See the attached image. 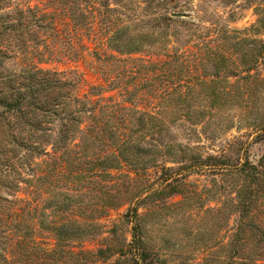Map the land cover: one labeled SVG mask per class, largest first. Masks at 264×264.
Returning <instances> with one entry per match:
<instances>
[{
  "label": "rangeland",
  "instance_id": "obj_1",
  "mask_svg": "<svg viewBox=\"0 0 264 264\" xmlns=\"http://www.w3.org/2000/svg\"><path fill=\"white\" fill-rule=\"evenodd\" d=\"M6 16L27 26L0 29V50L8 53L0 72L19 75L36 64L67 73L64 91L131 108L116 113V121L127 124L120 134L131 132L147 160L144 169L109 170L133 179L121 177L120 186L90 191L77 172L62 174L53 186L44 157L31 163L12 139L27 132L3 125L0 228H13V240L26 236L34 215L26 202L31 169L46 171L37 211L45 227L34 240L47 254L29 264H242L255 230L238 240L239 181L218 161L257 162L264 152V0H6L0 19ZM33 44L51 59L39 60L31 46L22 51ZM57 94L62 90L49 92L48 100ZM68 182L76 186L68 190ZM110 189L120 196L113 199ZM54 193L64 203L52 205ZM64 219L87 223L80 230L93 234L61 239L64 231L56 234L47 224Z\"/></svg>",
  "mask_w": 264,
  "mask_h": 264
},
{
  "label": "trees",
  "instance_id": "obj_2",
  "mask_svg": "<svg viewBox=\"0 0 264 264\" xmlns=\"http://www.w3.org/2000/svg\"><path fill=\"white\" fill-rule=\"evenodd\" d=\"M5 1L0 0V6ZM44 15L36 18L37 21L43 23L46 18ZM25 21L23 18L10 21L6 16L3 20L0 19V29L2 28L1 30L4 31L10 26L24 28L27 26ZM39 25L44 28L48 26L47 24ZM30 46L33 49L31 53L36 52L35 55L39 60L51 59L46 57V52L40 51L36 44L24 45L22 51L28 53ZM44 46L49 48L52 43ZM7 55V52L0 50V66ZM64 75L67 73L43 70L36 64L27 67L19 75L0 72V128L5 124L11 126L10 122H13L14 125L21 128V132H27L22 138L17 136L12 138L16 142L15 145L26 148L27 154L32 159L31 163L37 158L44 157L41 163L43 165L46 163L44 167L46 171L48 170L46 172L43 168L42 170L31 169L33 171L32 185L28 193L30 199L26 202L29 213L32 212L34 215L27 224L26 236L19 235L17 239L13 240V228H0V264H29V260L32 258L38 260L39 257L47 254V249L41 242L34 240L35 233L45 227L43 226L45 220L37 219V211L43 200L42 192L44 191L40 183L44 176L41 174L42 171L46 174L52 173L50 185L53 184V186H57L58 178L62 174L74 177V173L77 172L79 182L85 180L87 186L91 185L90 191H92L96 187L120 186V183L123 182L119 181L121 177L128 181L133 180L128 174L112 175L109 170L118 169L124 165L134 167L136 170L146 168L147 160H145L146 158L141 159L139 156L140 152L137 149L139 146L131 132L125 136L120 134L127 124L116 121V113L126 115L131 112V108L118 106L116 103L104 100L103 97L93 101L91 98H85L86 96L79 97L77 94L64 91L67 83L62 79ZM57 90H62V94H57L48 100L49 92ZM108 113L113 116L108 115L109 118L106 119L104 115ZM13 118L14 121H12ZM5 119H9V121L6 122ZM135 131L134 129L133 132L135 133ZM259 136L264 138V128L259 132ZM35 163L38 165L40 162ZM218 164L222 170L232 173L239 181L236 188L238 197L236 205L241 208L240 222L236 231L238 240L242 241L245 238L242 237L243 234L255 230L253 233V237L256 238L254 247L244 257L242 264H264V209L259 211L256 209L257 203L264 197V152L257 162L247 157L243 161L230 164L223 157L219 158ZM225 165H229L231 168H227L228 166ZM103 177H109L116 181L107 183ZM66 185H68V190L76 186L73 182H68ZM107 193L113 199L120 196L119 191L117 194H112V189ZM58 194H52L54 196L51 200L52 205L57 202L64 203L57 198ZM138 195L140 192L134 193L127 199L134 200ZM113 203L115 202H111V204ZM57 205L56 207H60ZM135 215H137V210L133 209L132 216ZM81 224L87 223L75 219L49 220L47 227L55 231L56 234L64 231L63 234H60V238L63 237L61 239L65 240L81 238L86 233L93 234L91 230H80ZM89 224L93 225L90 228L96 227L91 222ZM139 241L141 242V238L136 233L134 244H138ZM146 256L147 254L143 250L142 259H145ZM137 264L142 263L137 262Z\"/></svg>",
  "mask_w": 264,
  "mask_h": 264
},
{
  "label": "water",
  "instance_id": "obj_3",
  "mask_svg": "<svg viewBox=\"0 0 264 264\" xmlns=\"http://www.w3.org/2000/svg\"><path fill=\"white\" fill-rule=\"evenodd\" d=\"M175 16H183V17H186L187 14H181V13H174Z\"/></svg>",
  "mask_w": 264,
  "mask_h": 264
}]
</instances>
